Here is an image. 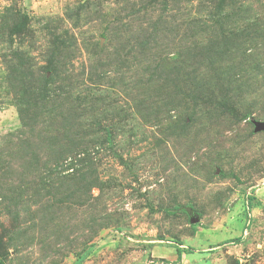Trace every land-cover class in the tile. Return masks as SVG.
Returning a JSON list of instances; mask_svg holds the SVG:
<instances>
[{"label":"rangeland","instance_id":"1","mask_svg":"<svg viewBox=\"0 0 264 264\" xmlns=\"http://www.w3.org/2000/svg\"><path fill=\"white\" fill-rule=\"evenodd\" d=\"M261 123L264 0H0V264H264Z\"/></svg>","mask_w":264,"mask_h":264},{"label":"trees","instance_id":"2","mask_svg":"<svg viewBox=\"0 0 264 264\" xmlns=\"http://www.w3.org/2000/svg\"><path fill=\"white\" fill-rule=\"evenodd\" d=\"M176 250H177L178 258H181L184 250H182L180 247H177ZM185 252H191V250L188 251L185 250Z\"/></svg>","mask_w":264,"mask_h":264},{"label":"water","instance_id":"3","mask_svg":"<svg viewBox=\"0 0 264 264\" xmlns=\"http://www.w3.org/2000/svg\"><path fill=\"white\" fill-rule=\"evenodd\" d=\"M258 127H259L260 129H264V123L259 124ZM194 221H196V220H194Z\"/></svg>","mask_w":264,"mask_h":264}]
</instances>
